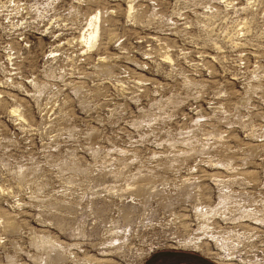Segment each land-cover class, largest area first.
Returning a JSON list of instances; mask_svg holds the SVG:
<instances>
[{"label": "rangeland", "instance_id": "obj_1", "mask_svg": "<svg viewBox=\"0 0 264 264\" xmlns=\"http://www.w3.org/2000/svg\"><path fill=\"white\" fill-rule=\"evenodd\" d=\"M259 242L264 0H0V264H264Z\"/></svg>", "mask_w": 264, "mask_h": 264}, {"label": "bare ground", "instance_id": "obj_2", "mask_svg": "<svg viewBox=\"0 0 264 264\" xmlns=\"http://www.w3.org/2000/svg\"><path fill=\"white\" fill-rule=\"evenodd\" d=\"M99 18L100 17L98 16V14L94 15L95 20L93 22L91 20V23H90V26H93L92 31L87 36H83L85 38L84 42H86L89 45V47H92L93 41L95 40L98 34L99 26L97 25V20ZM225 264H232V263H225Z\"/></svg>", "mask_w": 264, "mask_h": 264}, {"label": "built area", "instance_id": "obj_3", "mask_svg": "<svg viewBox=\"0 0 264 264\" xmlns=\"http://www.w3.org/2000/svg\"><path fill=\"white\" fill-rule=\"evenodd\" d=\"M259 246H263V247H264V242H259ZM259 246H258V247H259ZM261 249H262V248H261ZM261 249H260V250H261ZM260 250L257 248V252H258V253H262ZM213 253L216 254V255H218V256H216V259H215V262H217V263H218L219 261H223L224 263H227V262H233V261L231 260V258L234 259V260H236L237 262H240V263H241V261H243V259H240V260L237 259V253L234 254L233 256H230V255H229V256L227 257V259H230L231 261H226V262H225V260H220L222 257L219 256V251H218V250L213 251ZM234 263H236V262H234Z\"/></svg>", "mask_w": 264, "mask_h": 264}]
</instances>
